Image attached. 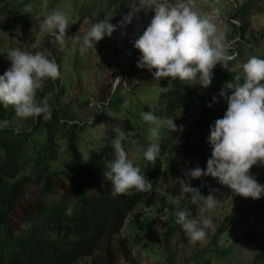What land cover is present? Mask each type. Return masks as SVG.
Returning <instances> with one entry per match:
<instances>
[{"label": "trees", "instance_id": "trees-1", "mask_svg": "<svg viewBox=\"0 0 264 264\" xmlns=\"http://www.w3.org/2000/svg\"><path fill=\"white\" fill-rule=\"evenodd\" d=\"M60 1L47 0V3L53 6ZM82 1L73 32L88 17H93L94 23L100 20L111 23L137 3V0ZM29 4L31 11H26L25 5ZM263 6L264 0H245L230 14L231 32L243 44L248 58L264 59V32L254 31L250 25ZM43 11L41 0H0V46L8 42L4 51L21 50L23 42L32 45L34 36L41 32ZM236 19L242 23L234 22ZM230 53L234 57L228 62L230 71L217 65L207 88L196 81L168 78L161 81L163 88L152 105L137 100L134 111L121 93V85L116 84L100 100L104 110L99 108L94 119L81 121L73 108L62 104L64 88L59 84V77L55 81L45 80L35 97L37 101L48 98L52 108L50 120L20 119L11 106L0 108V120L8 122L0 130V264H77L81 258L93 255L98 258L95 264H118L131 254L129 245L163 255L167 264H174L172 241L186 237L175 222L176 212L185 210L190 218L198 217V206L191 203L190 194L183 193L171 205L161 236L136 231L134 225L129 229L131 236L117 238V234L125 226L129 213L164 184L171 185L173 193L180 192L177 182L187 158L210 157V125L222 118L226 110V101L219 96V91L227 83H237V76L239 82L243 81L242 65L248 59L239 49ZM60 61L58 56L55 59L58 71ZM8 67L10 64L0 63V74ZM141 111H152L159 117L171 116L178 126H183L181 132H161L156 141L160 151L154 162L144 160L143 155L133 161L150 180V191L130 189L117 196L111 194L110 184L102 172L107 159H111L109 139L115 137L114 131L104 144L88 148L78 165L70 159L60 169L51 168L50 162L61 157L62 142L74 143L79 132L100 122L106 112L115 115L116 122L123 119L119 123L125 132L122 145L129 143L128 134L132 125L140 123ZM16 119L21 123L12 124ZM17 127L18 133L14 131ZM142 138L143 151L148 141ZM250 173L258 183L264 184V165H253ZM214 182L215 178L202 176L190 185L202 195L211 193L216 198L214 188L218 185ZM232 230H238V236L229 245L218 247L221 236ZM189 262L264 264V196L243 200L230 217L220 220L208 245L180 264Z\"/></svg>", "mask_w": 264, "mask_h": 264}, {"label": "clouds", "instance_id": "clouds-1", "mask_svg": "<svg viewBox=\"0 0 264 264\" xmlns=\"http://www.w3.org/2000/svg\"><path fill=\"white\" fill-rule=\"evenodd\" d=\"M46 5L47 0H41V7ZM25 10L31 11V5H25ZM133 10H151L153 13L148 25L134 41V48L140 53L137 67L151 72L152 80L196 81L199 86L207 88L212 81V70L217 65L230 71L228 62L234 57L228 54L229 45L224 42L223 33L218 31L211 18L198 14L191 7V0H175L174 3L170 0H137ZM68 27L67 16L55 9L39 24V30L54 37L61 51ZM114 31L115 26L110 21L93 23L80 37L81 51L95 47L104 37H111ZM7 58L10 67L0 74V108L11 106L20 119L50 120L52 108L48 98L37 101L35 97L45 80L55 81L59 77L55 60L46 58L41 52L20 49L9 50ZM242 69V82L237 76V83H227L219 91V96L226 101V110L222 118L210 125L208 143L211 154L206 168L202 170L197 166L186 175L191 179L211 176L234 194L259 199L264 196V184L257 182L250 169L258 163L264 165V59L251 56L243 63ZM213 102H216L215 97ZM139 116L149 125L143 159L154 162L160 151L156 141L161 132H181L183 126H178L171 116L159 117L152 111H141ZM7 123L0 120V130L7 127ZM14 131L18 133L20 128ZM113 131L111 159H107L102 172L110 184L111 194L117 196L130 189L150 191V180L138 165H134L122 145L125 132L119 126ZM180 192L190 194L191 203L198 206V217L190 218L185 210H179L175 222L190 243L203 241L205 230L213 227L210 213L215 209L217 199L211 193L202 195L184 182L180 185Z\"/></svg>", "mask_w": 264, "mask_h": 264}, {"label": "rangeland", "instance_id": "rangeland-1", "mask_svg": "<svg viewBox=\"0 0 264 264\" xmlns=\"http://www.w3.org/2000/svg\"><path fill=\"white\" fill-rule=\"evenodd\" d=\"M244 1L191 0V7L198 14L211 18L218 31L223 33L224 42L229 45L227 50L229 55H231L232 50L239 49V52L244 53L243 56L248 58L243 44L237 42L238 38L231 32V26L229 25L230 14L235 7ZM82 2V0H61L53 6L47 3L41 14L44 18L45 15L55 9L67 16L69 27L66 29L65 46L62 51L59 50L55 38L44 32L34 36L32 45L23 42L21 50L34 53L41 52L46 58L52 60H55L58 56L61 57L59 84L64 88L62 104L73 108L81 121L94 119L98 109H102L103 104L100 100L116 88V84L121 85V93L129 102L131 111H134L137 100L152 105L163 88L161 81L168 78L154 81L151 72L138 68L137 60L140 53L139 50L134 48L135 39L150 22L153 15L151 10L134 11L133 8L136 7L134 5L127 13L111 22L115 26V31L111 37L106 36L97 42L95 47L81 51L80 37L94 23L93 17H88L73 32L72 29L79 18ZM170 2L174 3L175 0H170ZM129 20L130 22H128ZM234 22L242 23L241 19H236ZM250 25L252 30L264 32V6L262 12L251 19ZM7 44L6 41L0 46V63L4 62L6 65L10 64L7 52L4 51ZM153 71L155 70L153 69ZM116 78L120 79L117 80ZM133 87L134 90H131ZM131 91L134 92L131 93ZM115 119V115L106 112L100 122L93 126H87L84 131L79 132L74 143L63 141L61 157L50 162L51 168L60 169L70 159H73L75 166L78 165L80 159L86 155L88 148L104 144L113 129L120 126V122H123V119H119L117 122ZM15 123H21V121L16 119L12 124ZM148 127L149 125L142 120L139 124L132 125V129L128 134L129 143L123 144L128 157L133 161L142 157L143 151L140 139L142 137V139L144 137L146 139ZM109 141H111V138ZM207 159L204 156L187 158L180 169L181 174L177 182V188H180L182 182L191 184L194 179L188 177L186 173L197 166L205 169ZM214 185L218 186L214 188L215 193H217L216 207L210 213L213 227L205 230L206 235L203 241L190 243L186 237L177 240V242L172 241L174 264L184 262L198 250L205 248L210 237L215 233L219 221L230 217L235 209L242 204L243 200L249 198L234 194L227 186L221 185L216 179ZM171 187V185L164 184L153 195L149 196L147 201L139 203L129 213L125 226L117 234V238L131 236L132 232L129 231L131 225L138 228H136V231H147L149 236H161L166 227V219L170 214L171 205L183 196L181 192L173 193ZM238 234V230H232L224 234L220 238L218 247L229 245ZM129 246L131 254L123 257L118 264H167L163 255L143 250L138 245ZM96 261H98L97 256H86L78 260L77 264H95Z\"/></svg>", "mask_w": 264, "mask_h": 264}]
</instances>
